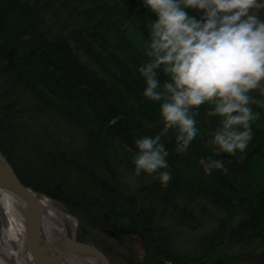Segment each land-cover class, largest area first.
I'll list each match as a JSON object with an SVG mask.
<instances>
[{
	"label": "trees",
	"instance_id": "1",
	"mask_svg": "<svg viewBox=\"0 0 264 264\" xmlns=\"http://www.w3.org/2000/svg\"><path fill=\"white\" fill-rule=\"evenodd\" d=\"M257 4L250 14L264 21V0ZM156 19L143 0H0V151L22 183L78 219L77 240L92 244L86 226L139 239L142 260L131 251L123 264H264L260 89L249 93L262 103L251 105L244 152L215 154L223 117L208 116L214 104L206 102L187 150L176 151L170 131L162 138L168 168L135 174V141L163 127L139 72L153 58ZM204 157L224 160V169L206 174ZM169 170L165 187L159 172Z\"/></svg>",
	"mask_w": 264,
	"mask_h": 264
},
{
	"label": "clouds",
	"instance_id": "2",
	"mask_svg": "<svg viewBox=\"0 0 264 264\" xmlns=\"http://www.w3.org/2000/svg\"><path fill=\"white\" fill-rule=\"evenodd\" d=\"M143 4L157 19L150 22L153 58L139 72L146 82L143 95L160 102L163 127L157 135L135 141V174L168 168L169 152L162 138L170 131L176 151L187 150L197 135L194 117L206 102L214 104L208 116L223 117L212 133L215 154L244 152L256 118L251 105L262 103L249 93L260 89L264 95V21L249 11L260 6L257 0H143ZM186 9L203 15L196 19ZM161 66L168 76L162 86ZM199 164L208 175L225 167L224 160L208 157ZM159 179L166 187L171 171L159 172Z\"/></svg>",
	"mask_w": 264,
	"mask_h": 264
},
{
	"label": "water",
	"instance_id": "3",
	"mask_svg": "<svg viewBox=\"0 0 264 264\" xmlns=\"http://www.w3.org/2000/svg\"><path fill=\"white\" fill-rule=\"evenodd\" d=\"M0 189L16 196L24 203L20 213L24 219L28 250L34 264H67V259L71 256L92 258L97 264H110L109 258L99 248L76 239L78 219H75V227L70 235L68 231L64 232L60 244H53L45 239L42 226L47 213L43 198L48 197L22 183L1 151ZM52 208L61 215L65 214L55 205ZM6 223V217L0 209V230L6 226ZM111 234L115 236L114 233Z\"/></svg>",
	"mask_w": 264,
	"mask_h": 264
},
{
	"label": "bare ground",
	"instance_id": "4",
	"mask_svg": "<svg viewBox=\"0 0 264 264\" xmlns=\"http://www.w3.org/2000/svg\"><path fill=\"white\" fill-rule=\"evenodd\" d=\"M46 217L43 221L42 234L51 243L60 244L68 225H75V218L70 214H59L52 206L51 199L43 198ZM24 203L16 196L0 189V209L7 223L0 230V264H34L28 250L26 229L20 209ZM67 264H97L92 258L71 256Z\"/></svg>",
	"mask_w": 264,
	"mask_h": 264
},
{
	"label": "rangeland",
	"instance_id": "5",
	"mask_svg": "<svg viewBox=\"0 0 264 264\" xmlns=\"http://www.w3.org/2000/svg\"><path fill=\"white\" fill-rule=\"evenodd\" d=\"M52 202L55 206H57V208L62 209L67 214H70L60 204H58L54 201H52ZM70 215H72V214H70ZM73 217L77 220V218L75 216H73ZM74 227H75V225H68L69 235H70V233ZM79 229H80V224L78 222V226L75 230L76 239H77V234H78ZM83 229H84V232L81 230V235L84 236L85 240L90 239V241H92L91 243L97 248L100 247V248H106L107 250L108 249L113 250V252H114L113 254L111 253L112 251L111 252L108 251L110 253V255H109L110 264H123V260L127 258V255L131 251L134 252L135 262L138 263V262H140V260H142V257H143L142 246L143 245L139 239H137L135 237L116 238V236H112L111 232H109L108 230H106L104 232L103 231L98 232V231H96L92 228H89L87 226L84 227ZM111 238L117 239L116 240L117 242L112 241ZM82 242H85V241H82Z\"/></svg>",
	"mask_w": 264,
	"mask_h": 264
}]
</instances>
